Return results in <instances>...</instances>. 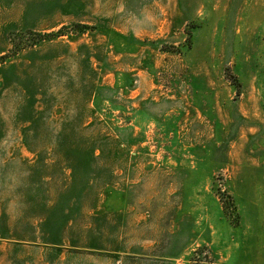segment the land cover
Masks as SVG:
<instances>
[{
    "label": "rangeland",
    "instance_id": "rangeland-1",
    "mask_svg": "<svg viewBox=\"0 0 264 264\" xmlns=\"http://www.w3.org/2000/svg\"><path fill=\"white\" fill-rule=\"evenodd\" d=\"M0 264H264V0H0Z\"/></svg>",
    "mask_w": 264,
    "mask_h": 264
},
{
    "label": "trees",
    "instance_id": "trees-1",
    "mask_svg": "<svg viewBox=\"0 0 264 264\" xmlns=\"http://www.w3.org/2000/svg\"><path fill=\"white\" fill-rule=\"evenodd\" d=\"M77 31H78V30H77ZM58 33H60V31H59Z\"/></svg>",
    "mask_w": 264,
    "mask_h": 264
}]
</instances>
